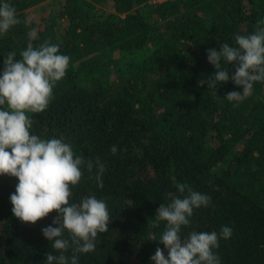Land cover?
<instances>
[{"label": "trees", "instance_id": "16d2710c", "mask_svg": "<svg viewBox=\"0 0 264 264\" xmlns=\"http://www.w3.org/2000/svg\"><path fill=\"white\" fill-rule=\"evenodd\" d=\"M48 1L9 0L22 23L0 35V73L7 54L19 60L29 42L58 44L70 57L48 108L29 115L33 134L106 164L102 188L97 170L82 166L72 189L73 202L95 196L112 216L78 264H155L157 247L167 254L156 210L179 195V183L211 197L182 235L229 226L231 238L214 250L221 264H264V82L241 102L225 98L243 91L231 79L216 90L207 84L216 71L207 50L252 33L264 0H66L49 18L31 20ZM228 69L231 77L235 65ZM17 183L0 175V264H46L47 252L59 253L42 229L58 214L22 223L10 201Z\"/></svg>", "mask_w": 264, "mask_h": 264}, {"label": "clouds", "instance_id": "9594fccd", "mask_svg": "<svg viewBox=\"0 0 264 264\" xmlns=\"http://www.w3.org/2000/svg\"><path fill=\"white\" fill-rule=\"evenodd\" d=\"M22 23L9 0L0 2V35ZM26 23V22H25ZM30 40L36 36L31 31ZM7 54L0 73V175L17 178L15 192L10 196L12 213L22 223L36 224L56 212L52 225L42 229L43 236L59 253L47 252L46 264H78L79 254L94 252L97 237L109 229L111 215L103 199L85 196L73 202L72 189L82 179V166L89 172L95 168L96 180L103 187L106 164L99 157L94 161L76 155L62 139H44L33 134L29 114L44 112L57 82L70 65V57L60 53L58 44L45 41L39 47L29 42L15 59ZM207 60L215 72L207 80L210 89L229 79L243 91H231L225 98L241 102L247 98L254 83L264 82V19L256 22L250 34H237L235 44L223 43L207 50ZM234 64L229 76L228 65ZM116 146L111 152L115 154ZM179 195L170 203L160 204L155 217L166 226L159 238L167 254L157 247L151 260L155 264H221L215 249L220 239H230L232 228L223 226L219 233L192 231L182 235V227L190 224L194 209L207 208L211 197L193 190L186 183L176 185ZM67 233V236H65ZM155 239V236H153ZM71 250V256L66 253Z\"/></svg>", "mask_w": 264, "mask_h": 264}, {"label": "rangeland", "instance_id": "374dc122", "mask_svg": "<svg viewBox=\"0 0 264 264\" xmlns=\"http://www.w3.org/2000/svg\"><path fill=\"white\" fill-rule=\"evenodd\" d=\"M168 0H152V3H162ZM66 4V0H50L47 3L32 9L29 13L31 20H41L42 18H49L54 13L59 12Z\"/></svg>", "mask_w": 264, "mask_h": 264}]
</instances>
